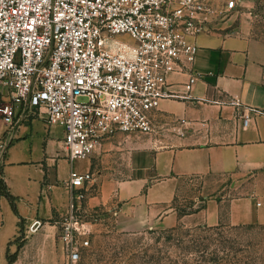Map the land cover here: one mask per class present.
I'll use <instances>...</instances> for the list:
<instances>
[{"label": "crops", "instance_id": "0c3cea01", "mask_svg": "<svg viewBox=\"0 0 264 264\" xmlns=\"http://www.w3.org/2000/svg\"><path fill=\"white\" fill-rule=\"evenodd\" d=\"M235 1V9L215 22L213 31L192 39L199 49L191 67L200 76L190 83L188 71L168 73V89L176 95L159 101L153 113L156 130L150 136L118 132L76 165L63 147L61 127L32 111L14 127L0 122V142L7 145L0 179L18 210L0 194V264L17 251L16 239L23 231L27 239L12 264H20L29 250L38 256L39 242L55 255V221L68 210L71 171L94 172L86 185L85 207L110 213L113 208L122 230L219 223L222 200L209 199L196 212L183 215L172 203L183 177L208 175L234 181L231 190L237 194L228 202V222L264 226V40L251 34L240 12L248 0ZM212 2L221 7L227 0ZM234 99L240 104L232 103ZM244 112L251 115L246 127ZM142 156L151 160L140 167ZM35 219L42 225L32 233L28 227ZM37 232L45 239L36 242L32 234ZM60 249L63 253L61 244Z\"/></svg>", "mask_w": 264, "mask_h": 264}, {"label": "built area", "instance_id": "2783aa9c", "mask_svg": "<svg viewBox=\"0 0 264 264\" xmlns=\"http://www.w3.org/2000/svg\"><path fill=\"white\" fill-rule=\"evenodd\" d=\"M236 7L227 0H0V122L14 127L28 111L63 129L69 160L88 158L118 132L152 133L159 101L176 94L167 75L188 71L199 46ZM232 103L239 105L234 99ZM259 112L257 109H252ZM251 119L242 114L243 126ZM0 142L1 155L6 148ZM93 171H71L68 210L55 221L64 264L90 246L85 207ZM42 225L35 219L28 227Z\"/></svg>", "mask_w": 264, "mask_h": 264}, {"label": "rangeland", "instance_id": "374dc122", "mask_svg": "<svg viewBox=\"0 0 264 264\" xmlns=\"http://www.w3.org/2000/svg\"><path fill=\"white\" fill-rule=\"evenodd\" d=\"M240 12L249 23L251 34L264 40V0H248ZM125 134L150 136L151 133ZM81 160L70 163L77 165ZM150 160V157L142 156L138 163L142 167ZM233 183V179L225 175L181 179L172 202L177 213L191 214L209 199L222 200V219L214 225L188 221L171 227L127 231L117 226L113 208L110 213L108 209L98 207L100 216L90 217L93 229L90 246L82 252L77 264H264V226L234 225L227 220L228 202L237 194L231 190ZM25 234L23 231L16 239L19 249L26 242ZM32 235L36 242L46 237L41 232ZM55 240V255L46 251V244L39 242L36 243L40 248L38 256L29 250L20 264H64L58 234Z\"/></svg>", "mask_w": 264, "mask_h": 264}, {"label": "trees", "instance_id": "16d2710c", "mask_svg": "<svg viewBox=\"0 0 264 264\" xmlns=\"http://www.w3.org/2000/svg\"><path fill=\"white\" fill-rule=\"evenodd\" d=\"M0 194L6 196L9 199V201L12 205V208L14 209V211L16 213H18L16 203H15V197L10 193V191L8 190V187H7L6 183L3 181V179H0ZM21 221H23L22 218H21ZM18 252H19V248L13 254H8V263L7 264H12L16 260Z\"/></svg>", "mask_w": 264, "mask_h": 264}]
</instances>
